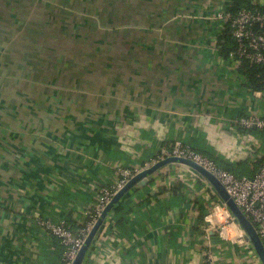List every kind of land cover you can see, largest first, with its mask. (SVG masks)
I'll return each mask as SVG.
<instances>
[{
    "label": "crops",
    "instance_id": "obj_1",
    "mask_svg": "<svg viewBox=\"0 0 264 264\" xmlns=\"http://www.w3.org/2000/svg\"><path fill=\"white\" fill-rule=\"evenodd\" d=\"M113 1L143 4L144 30H63L37 59L4 54L13 85L0 90V264H59L64 247L40 219L83 226L118 168L178 140L259 171L264 129L239 119L264 117V92L218 47L231 0ZM222 203L201 175L168 164L122 197L84 264H203L207 252L263 264L245 234L221 237L234 227Z\"/></svg>",
    "mask_w": 264,
    "mask_h": 264
},
{
    "label": "built area",
    "instance_id": "obj_2",
    "mask_svg": "<svg viewBox=\"0 0 264 264\" xmlns=\"http://www.w3.org/2000/svg\"><path fill=\"white\" fill-rule=\"evenodd\" d=\"M217 19L230 25L231 33L237 42L238 46L236 51L231 53L232 57H237L239 61L246 59L253 64L264 67V31H262L264 12L259 9L245 8L233 15L224 8L219 12ZM239 124L243 127L264 129V117L261 115L241 117ZM169 156L191 158L215 173L248 218L257 227L261 226L259 230L261 236L264 234V163L254 176L240 177L229 170L219 168L213 160L195 151L191 145L178 140L173 147L161 149L160 154L154 155L143 164L118 168V178L98 188L97 202L78 233H75L70 228L66 219H60L56 222L48 218L40 219V225L43 226L50 236L60 239L61 243L66 247L60 264H73L80 248L83 246L88 234L107 204L132 177ZM222 204L229 213L227 220L234 227L232 229L222 228L221 237L225 240H236L240 235L242 237L245 233L235 221L228 207L224 203ZM203 264L218 263L213 254L207 252Z\"/></svg>",
    "mask_w": 264,
    "mask_h": 264
},
{
    "label": "rangeland",
    "instance_id": "obj_3",
    "mask_svg": "<svg viewBox=\"0 0 264 264\" xmlns=\"http://www.w3.org/2000/svg\"><path fill=\"white\" fill-rule=\"evenodd\" d=\"M143 8L113 0H0V90L13 85L2 73L4 54L37 59L47 53L42 43L62 41L63 30H144Z\"/></svg>",
    "mask_w": 264,
    "mask_h": 264
},
{
    "label": "water",
    "instance_id": "obj_4",
    "mask_svg": "<svg viewBox=\"0 0 264 264\" xmlns=\"http://www.w3.org/2000/svg\"><path fill=\"white\" fill-rule=\"evenodd\" d=\"M171 163H181L188 166L212 185V187L220 197L221 201L228 207V209L234 216L235 221L240 225V227L244 231L247 240L252 244L260 260L264 264V240L259 231L261 226L257 227L252 222V220L248 218V216L240 208V206L237 204V202L230 194L226 186L215 173H213L197 161L182 156H169L163 160L158 161L153 166L143 170L139 174L132 177L127 182V184L121 190H119L118 193L107 204L101 216L99 217L94 227L88 234L83 246L80 248L73 264H84L88 251L90 250L95 239L97 238L98 233L100 232L105 220L109 217L110 213L112 212L114 207L119 203L122 197L126 193H128V191L131 190L135 185L140 182H146L148 176L152 175L162 167Z\"/></svg>",
    "mask_w": 264,
    "mask_h": 264
},
{
    "label": "trees",
    "instance_id": "obj_5",
    "mask_svg": "<svg viewBox=\"0 0 264 264\" xmlns=\"http://www.w3.org/2000/svg\"><path fill=\"white\" fill-rule=\"evenodd\" d=\"M245 8H247V9H259L260 11L264 12V2L263 3H256V2H254V0H231L225 6V10L232 13L233 15L237 14L240 10L245 9ZM229 26L230 25L228 23L222 22L221 28L219 29L221 31L218 33L219 51L226 58H228L232 52H235L237 49V46H238L236 40L234 39V37L231 33ZM262 31H264V25L262 27ZM236 59H238V58L236 57ZM240 63L241 64L238 68V72L242 76L245 77L247 86L251 90H258V91L264 92V67L261 65L253 64L246 59H242ZM253 131H260V130L254 129ZM193 149L195 151L203 154L204 156L210 158L211 160H213L219 168H222L224 170H229V171L235 173L236 175H238L240 177L246 176L247 174H248V176L252 177L257 173V170L256 171H249L247 168L239 169V166L236 167L232 164H229V163L223 161L220 157L213 155L208 150L195 149V148H193ZM160 153H161V150H158L157 154H160ZM263 163H264V157H260L259 160L255 163L257 169L259 167L261 168ZM260 168H259V170H260ZM67 223L69 224L70 228L75 233H78L80 228H82L84 226L83 225V226L75 229L72 227V225L69 223V221H67ZM59 241L61 242L60 239H59ZM63 247H64V252H65L66 247L64 245H63ZM61 261H62V257L60 259V262ZM60 262H59V264H60Z\"/></svg>",
    "mask_w": 264,
    "mask_h": 264
}]
</instances>
